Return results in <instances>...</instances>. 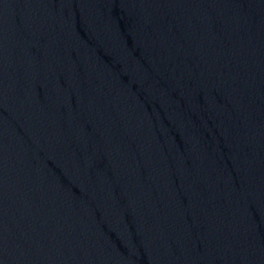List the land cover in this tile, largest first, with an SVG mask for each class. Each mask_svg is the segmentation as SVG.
Instances as JSON below:
<instances>
[{
  "label": "water",
  "instance_id": "water-1",
  "mask_svg": "<svg viewBox=\"0 0 264 264\" xmlns=\"http://www.w3.org/2000/svg\"><path fill=\"white\" fill-rule=\"evenodd\" d=\"M0 264H264V0H0Z\"/></svg>",
  "mask_w": 264,
  "mask_h": 264
}]
</instances>
